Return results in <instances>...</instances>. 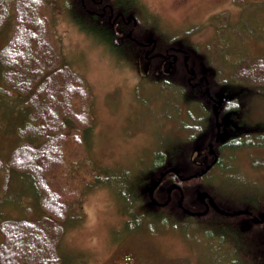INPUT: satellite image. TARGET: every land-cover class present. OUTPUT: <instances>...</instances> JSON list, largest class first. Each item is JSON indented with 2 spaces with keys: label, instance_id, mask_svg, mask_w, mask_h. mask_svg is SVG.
<instances>
[{
  "label": "rangeland",
  "instance_id": "obj_1",
  "mask_svg": "<svg viewBox=\"0 0 264 264\" xmlns=\"http://www.w3.org/2000/svg\"><path fill=\"white\" fill-rule=\"evenodd\" d=\"M49 2L47 14L61 42L63 57L85 77L95 110V120L84 142L77 146L68 140L66 165L53 170L50 176L56 189L66 185L79 193L81 201L73 206L65 222V234L59 244L63 264H255V255L262 251L263 238L257 230L250 233L255 240L242 237L248 255L242 253L231 244L234 239L226 227L232 224L233 230L238 228L236 219L214 213L203 217L176 216L172 208L151 207L142 211L144 217L142 212H137L140 225L134 226L137 217L125 210L136 202L133 196L146 193L154 180V168L149 169L156 156L154 151L168 148L178 138V132L182 133L178 127L186 121L187 104L174 91L162 89L158 86L160 83L151 81L143 82L144 100L137 101L135 86L148 75L141 63L130 59L133 66L130 67L122 62L120 53L112 55L110 47L101 44L95 35L79 29L70 16L67 0ZM141 3L145 13L153 14L158 20L161 36L177 37L197 54L207 51L206 44L212 43L213 25L217 23L213 19L215 14L227 12L235 22L230 28L241 22L242 31L236 35L230 29V38L221 42L227 47L216 48L210 44L219 55L217 63L225 73L249 57L264 56V0H244L243 5L236 0H141ZM244 6L254 7L242 14L246 10ZM195 26L202 29L186 34ZM250 26L252 32L248 30ZM12 27L13 23L8 22L0 33V48L10 37ZM228 60L231 62L227 63ZM1 71L0 66V75ZM227 76L219 75L220 78ZM152 93L155 95L150 97ZM5 97L0 94L3 163L18 142L32 139L19 135L25 120L21 105L15 96ZM243 102L246 112L243 119L256 129L264 128V100L245 96ZM222 154L223 167L214 171L219 175L194 188L213 187L212 194L227 207H245L246 200L255 197L264 201V168L253 166L255 159L264 160V147ZM98 168L99 174L95 172ZM146 171L149 172L144 177ZM6 175L1 168L0 221L40 217L41 197L33 178L10 172L6 181ZM155 215L159 216L155 218ZM240 221L248 222V219ZM148 225H155V231H150ZM252 241H256L255 245Z\"/></svg>",
  "mask_w": 264,
  "mask_h": 264
},
{
  "label": "trees",
  "instance_id": "obj_2",
  "mask_svg": "<svg viewBox=\"0 0 264 264\" xmlns=\"http://www.w3.org/2000/svg\"><path fill=\"white\" fill-rule=\"evenodd\" d=\"M73 1L77 8L75 12L70 13V16L79 25V29L88 35H95L94 37L101 44L110 47L112 55L118 56L116 53H120L124 60L122 62L130 64V67H133L130 59H136L139 65L141 63L142 69L148 75L140 79L135 86L137 101L144 100L143 82L151 81L160 83L158 86L162 89L174 91L186 102L187 118L180 128L178 127L182 133L178 132V138L166 148L174 146L172 149L154 151L156 156L149 169L154 168L153 179H158L172 167L179 171V175L167 172L155 192V199L158 202L164 203L167 200V195L163 196L162 191H166L170 183H177L184 190V205L193 212L204 211V205L197 200V191L207 190L212 194L214 188L203 186L195 189L194 186L203 185L201 182L204 180L219 175L214 171L223 167L224 156L222 153L264 147V128L256 129L243 119L246 115L245 104H243L245 96L264 100V56L252 57L254 60L249 57L238 67L233 62L232 66L235 67L229 73H225L220 68L217 63V60L220 59L219 55L213 52L210 44L216 48H219V45L227 47L221 42L225 43L230 38V29L236 32V35L243 29L239 28V26H243L241 22L236 27L230 28L229 26L235 22L227 12L223 11L213 16L215 22L217 21L215 24L217 28L212 34L214 37L212 43L209 41L206 44L207 51L197 54L179 38L171 37V40L175 41L174 44L182 50L178 49L179 58L176 61L169 62L159 55L146 58V49L135 45L129 37L133 33L137 36L139 27L133 31L130 26L125 27V23L120 18L115 19V16L112 18L109 16L100 17L99 19L91 16L90 18L82 6L81 0ZM236 2L243 5L244 0H236ZM49 3V0H0V33L8 22L13 23L10 37L0 48L2 69L0 94L3 97L6 96L5 98L15 96V101L21 105L25 118L19 129V135L23 138H32L18 142L4 162L5 164L0 159V169H4L7 173L6 181L10 172L30 175L40 194L42 210L41 216L37 219L8 218L0 221V264H63V258L59 254V244L65 234V222L69 218L72 208L81 202L78 198L79 193L71 190L68 186L63 185L62 188L56 189L50 176L53 170L62 169L66 165L68 140L77 146L84 142L86 132L95 120L93 95L85 77L71 68L63 57L61 42L56 38V33L47 14V9L50 8ZM131 6L134 8L133 14L140 16L139 5ZM252 7L254 6H244L246 10L242 14L249 12ZM200 29H202L201 26H195L187 30L186 33L191 34ZM248 30L252 32L251 26ZM163 50L164 48L158 47L155 52H163ZM223 62L226 60L224 59ZM190 72L191 75H198V81L200 75L211 77V95L205 93L206 86L189 85ZM224 74L229 76L219 77ZM235 87L240 88L236 89ZM216 90L226 98L222 109L220 108L222 112L219 113V121L222 118L225 121L220 126L222 140L215 146L216 157L219 156L221 163H216V160L215 167L207 166L209 169L205 174L193 177L194 174H199L206 169L204 166L206 162L203 163L204 154H209L208 144L213 143L217 137V117L213 112L210 100L213 91ZM153 95L155 94L152 93L150 97ZM203 106L206 108L203 109ZM208 111L211 112V115H208ZM217 149L221 152L220 154ZM253 166L264 168V160L255 159ZM95 172L99 174V168ZM148 172L146 171L144 177ZM181 177L185 179L181 180ZM187 177L190 178L187 179ZM173 194L168 205L157 207L152 205L148 193L140 192L135 194L136 197L133 196L136 202L125 212L130 216L137 217V212L154 207L163 210L172 208L176 211L174 215H185L178 206L180 193L175 190ZM246 202L248 205L242 208L227 207L221 202L218 204L228 212L243 209L255 213L264 212L262 199L255 197L246 200ZM76 213H79L77 209ZM212 213L225 216L214 210H210L205 216ZM141 216L144 217L143 212ZM185 216L198 217L195 215ZM225 218L236 219L240 224L235 230H233L232 224L226 227L230 228L232 239H234L231 244L248 255L242 237L255 240L256 237L254 238L250 233L256 229H259L260 232H258L262 237L264 225L254 223L252 218L246 214L225 216ZM242 219H248V222L240 221ZM164 221L166 222V220ZM137 225H140L138 217L134 221V226ZM250 226L252 227L249 228ZM131 228L134 229V227ZM155 228V225H148L150 231H155ZM252 242L255 245L256 241ZM254 259H256L254 260L255 264H264L263 242L262 251L255 255Z\"/></svg>",
  "mask_w": 264,
  "mask_h": 264
},
{
  "label": "flooded vegetation",
  "instance_id": "obj_3",
  "mask_svg": "<svg viewBox=\"0 0 264 264\" xmlns=\"http://www.w3.org/2000/svg\"><path fill=\"white\" fill-rule=\"evenodd\" d=\"M67 1L69 4L70 13L75 12L77 6L74 4V1L73 0H67ZM81 3H82V6L84 7V9H86L88 15H90V18H91V16L97 17L98 19L100 17L104 18L106 16H109V18H112L113 16H115V19L120 18L125 23V27L130 26V28H132L133 31H134V29H136V27H139L138 35L135 36L133 33V35H129V37L131 38V40L134 42L135 45H140L141 47H144L146 49V53H145L146 58H150L152 56L154 57L156 55H159L161 58L168 60L169 62L176 61L179 58L177 51H178V49H179V51H182V50H180L181 48H178L174 44L175 41L171 40V35L169 36L167 34V36H161L159 34V31L162 29L160 28V26L158 24V20L156 19V17L153 14H146L145 13L144 4L141 3V0H115V1L114 0H81ZM131 5H133V6L139 5V7H140L139 13H141L140 16H136L135 14H133L134 8H132ZM217 14H215V15H217ZM74 24L79 27V25L75 21H74ZM213 28L215 31L217 28V25L214 24ZM163 31H165V30H163ZM90 35H92V34H90ZM138 37L143 38V39L140 40ZM167 42H168V44H164ZM162 43H163V46H161L160 49L164 48L163 52L162 51L155 52L156 49L159 47V45ZM197 78H198V75H196V74L191 75V72H190L189 77H188L189 85L206 86L205 93L211 95V79H210L211 77L208 75H200L199 81L197 80ZM217 93H219V91H217V90L213 91V94L211 96L210 100L212 102V106L216 100L215 96ZM220 111L222 112V110H220ZM215 123H216V121H215ZM210 143H212V142H210ZM210 143L208 144V147H209ZM218 144H220V143H218ZM217 152H218V154L221 153L219 151V149H217ZM215 158L216 157L211 155L210 152L208 155L204 154V158H203L204 162L203 163L206 162L204 164V166L206 168H207V166H210V165L214 166L215 163L213 164V162H214ZM218 162H219V164L221 163L219 156L217 157L216 163H218ZM161 194L163 196H164V194H166L168 197V195H169L168 188L166 191H162ZM173 195L174 194L171 193V198L173 197ZM204 208H206L205 205H204ZM210 210H212V208H210ZM249 211L252 213L251 215H249L252 218V220H253L254 216H260L261 214L264 213L263 211L258 212V213H255L251 210H249ZM258 224L264 225V222L258 223ZM256 230L259 231V229H256Z\"/></svg>",
  "mask_w": 264,
  "mask_h": 264
},
{
  "label": "water",
  "instance_id": "obj_4",
  "mask_svg": "<svg viewBox=\"0 0 264 264\" xmlns=\"http://www.w3.org/2000/svg\"><path fill=\"white\" fill-rule=\"evenodd\" d=\"M216 100H217V102H216V104L214 105V111H215V114H216V116H217V118H218V116H219L218 104H222V103L226 100V98H225L223 95L217 94V95H216ZM220 126H221V124H220L219 121H218V122H217L218 133H217L216 141H215L214 144H211V145H210V150H211L210 153H211V154H215L214 151H213V147H214L215 144H217V143L221 140V136H222V134H221V132H220ZM216 160H217V159H216ZM208 169H209V168H207L206 170L202 171L200 174H204V173H206V171H207ZM168 171H172V172L178 173V170H177V169H170V170H168ZM168 171H167V172H168ZM167 172H166V173H167ZM166 173H163V174L161 175L160 179H159L158 181H154V182L151 184V186L148 188V193H149V196H150V198H151L152 204L155 205V206H165V205H167V204L170 202V200H171V193H172V191H173L174 189H178V190L181 191V193H183V192H182V189H181L177 184H173V185H171L170 188H169V191H168V192H169V198H168V200H167L165 203H159V202L155 199V197H154L155 190H156L157 187L159 186L161 180H162L163 177L166 175ZM197 197H198V199H199V201H200L201 203H206V200L208 199V203H206V205H207V209H206L205 211H203V212H198V213H196V214H198L199 216L208 213L209 210H210V206L213 207L217 212H219V213H221V214H223V215H226V216H236V215H240V214H242V213H246V214H249V215L252 214V213L249 212V211H237V212H228V211H225V210L221 209V208L215 203L214 198H213L208 192H206V191H200V192H198ZM183 198H184V196H183V194H182L181 200L179 201V206H180V208H182L186 214L194 215V214H195L194 212L190 211L189 209H186V208L183 206ZM253 221H254L255 223H263V222H264V214H261L260 216H255V217L253 218Z\"/></svg>",
  "mask_w": 264,
  "mask_h": 264
}]
</instances>
